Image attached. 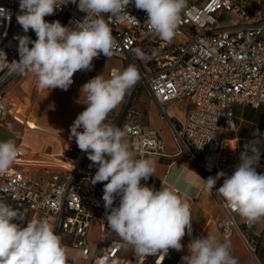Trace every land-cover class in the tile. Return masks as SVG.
<instances>
[{
  "label": "built area",
  "instance_id": "2783aa9c",
  "mask_svg": "<svg viewBox=\"0 0 264 264\" xmlns=\"http://www.w3.org/2000/svg\"><path fill=\"white\" fill-rule=\"evenodd\" d=\"M251 5L252 0H186L170 42L149 30L147 13L136 9L134 0L127 7L129 16L124 20L115 21L105 15V22L117 42L112 57L128 59L140 75L128 93L122 113L116 116L113 110L106 121L126 130L134 158L165 154L160 134L144 125V113L133 104L136 93L144 87L159 105L161 117L168 121L180 152L189 154L205 178L215 177L220 171L232 175L242 152L228 137L234 131V107L264 105V17L256 18ZM0 8L10 14V19L0 17V49L6 53L8 62H4L0 53V121H4L10 113L6 87L22 73L9 64L19 60L16 37L27 35L32 40L37 37L31 29L25 33L16 21L19 0H0ZM85 16L77 4L69 2L56 9L54 15L47 16V21L58 20L62 25L74 27ZM227 16L234 22L220 25ZM137 48L145 54L144 59L135 57ZM105 58L101 54L94 58L91 70L77 72L93 73L96 64ZM177 101H186L192 106L183 124L166 114V108ZM67 140L70 143L65 152L55 157L19 147L16 161L0 173V198L14 209L30 212L23 226L28 219H47L61 236L63 245L80 254L79 261L67 259V264H163L169 251L165 256L138 255L131 245L111 234L102 199L104 183L91 184L97 167L78 148L75 138ZM32 169L49 173V183L44 187L36 183ZM141 184L161 189L153 186V176L147 181L141 180ZM176 188L181 196L180 189ZM216 197L224 213L217 224L223 238L228 240L238 232L248 244L241 225L249 224L238 221L237 213L217 194ZM118 204L119 197L113 207ZM93 223L98 228L94 243L91 240ZM182 257L175 264H183Z\"/></svg>",
  "mask_w": 264,
  "mask_h": 264
},
{
  "label": "clouds",
  "instance_id": "9594fccd",
  "mask_svg": "<svg viewBox=\"0 0 264 264\" xmlns=\"http://www.w3.org/2000/svg\"><path fill=\"white\" fill-rule=\"evenodd\" d=\"M69 2L86 13L82 21L68 27L58 20H45ZM130 3L132 0H19L16 21L25 33L31 29L37 38L16 37L19 60L9 64L34 74L41 89L67 91L74 74L91 70L94 58L101 54L108 59L113 56L117 42L104 17L124 20L129 16L126 9ZM134 4L147 13L151 32L166 42L174 38L186 0H134ZM0 17L10 19V14L0 8ZM0 53L8 63L6 53L2 49ZM134 54L137 59L145 58L139 48ZM139 79L136 65L129 64L123 70H114L109 78L101 73L83 84L86 108L70 126L69 138H75L78 148L97 167L91 184L104 183L107 227L138 255L165 256L169 249H183L181 240L186 229L191 236L190 205L174 185L160 190L142 185L141 180L154 175L156 162L134 158L126 130L106 122ZM258 132L257 129L253 136ZM259 143L254 139L240 152V163L232 175L220 171L215 177L201 179L202 190L211 193L223 178L216 194L248 224L264 219V173H258L256 167ZM18 155L13 140L0 141V173L6 172ZM117 197L119 204L113 207ZM26 215L0 198V264H67V248L48 220L28 219L23 226ZM229 249V243H221L213 236L195 238L188 245V255L182 257L183 264H237Z\"/></svg>",
  "mask_w": 264,
  "mask_h": 264
},
{
  "label": "crops",
  "instance_id": "0c3cea01",
  "mask_svg": "<svg viewBox=\"0 0 264 264\" xmlns=\"http://www.w3.org/2000/svg\"><path fill=\"white\" fill-rule=\"evenodd\" d=\"M261 1L252 0L251 8L256 18L264 17V13L255 8V4ZM125 61L127 62L128 59L105 58L96 64L93 73L76 72L73 76L74 82L67 91L59 88L41 89L37 86L34 74L20 73L6 87V101L10 107V113L4 121L0 122V141L13 140L18 148L23 147L35 154L51 157L62 155L70 143L67 140L70 137V126L78 114L86 108L83 104L86 93H81L82 85L101 73L105 78H109L114 70L125 69L123 68ZM144 92H146L147 101L142 104L139 97L138 99L134 97L136 103L133 102V104L136 109L144 113V125L158 131L165 144L164 155L147 157L156 162L153 186L162 188V186L174 185L178 187L181 191V198L186 199L190 205L192 220L191 236L187 234L186 229V234L181 240L183 249L181 251L169 249L163 264H175L181 255H188V245L192 239L206 236H213L221 243H229V250L236 258L237 264H264V219L254 224L241 225L248 244L238 232L228 240L223 238L217 224L224 218V213L215 193V190L222 185L223 178L217 181L213 192L207 193L202 190L201 179L206 180L204 174L186 151L180 152L169 129L168 121L161 117L159 105L146 88ZM127 98L128 94L114 109L116 116L122 113ZM191 110L192 106L186 101H177L166 108V114L169 119L183 124ZM29 124L34 125V128H30ZM257 129L259 130L258 135L254 137L253 133ZM78 131H83V129H78ZM228 137L235 141L242 152L246 150L250 141L259 139L260 143L257 145L259 160L256 167L258 173H264V105L258 108L235 105L234 131L229 133ZM31 175L34 181L42 187L46 186L51 178L49 173L40 169H32ZM236 219L243 221L238 214ZM94 225L97 227L93 223L92 228ZM110 232L114 237L120 238L112 230ZM66 248L68 251L74 250ZM78 255L81 259L79 252ZM67 259L75 260L68 257Z\"/></svg>",
  "mask_w": 264,
  "mask_h": 264
},
{
  "label": "rangeland",
  "instance_id": "374dc122",
  "mask_svg": "<svg viewBox=\"0 0 264 264\" xmlns=\"http://www.w3.org/2000/svg\"><path fill=\"white\" fill-rule=\"evenodd\" d=\"M255 8L261 10L262 13H264V0H262L259 3L257 2L255 4ZM46 19H47V16L45 17V20ZM233 20L234 19H232L231 17L227 16V17H224L223 18V21L222 22H219V24L220 25H223V26L230 25V24H232L234 22ZM182 40H184V39H182ZM128 65H129V62L128 61L127 62L125 61L124 62V65H123V68H127ZM138 97L142 100V104H143V102H146L147 101V99H146L147 96H146V92H144V87L140 88L138 90V92L136 93L135 99H138ZM135 99H134V104L136 103V100ZM146 104H148V103H146ZM168 115H169V113H168ZM0 122H2V121H0ZM23 211L27 214L26 216L30 215V212H28L27 209H24ZM97 236H98V228L94 225L93 228H92V232H91V240L92 241H94V240L96 241V237ZM67 257L68 258L75 259V260L80 259L79 258V255H78V252L76 250H70V251L67 250Z\"/></svg>",
  "mask_w": 264,
  "mask_h": 264
}]
</instances>
